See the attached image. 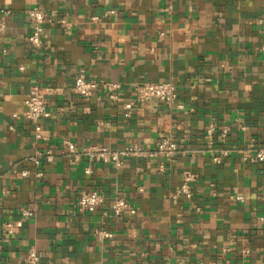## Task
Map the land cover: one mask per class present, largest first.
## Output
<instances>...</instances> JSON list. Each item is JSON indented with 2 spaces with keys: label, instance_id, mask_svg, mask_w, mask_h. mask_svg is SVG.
Listing matches in <instances>:
<instances>
[{
  "label": "crops",
  "instance_id": "0c3cea01",
  "mask_svg": "<svg viewBox=\"0 0 264 264\" xmlns=\"http://www.w3.org/2000/svg\"><path fill=\"white\" fill-rule=\"evenodd\" d=\"M34 6L46 15L38 48L28 42ZM1 21L0 193L9 194L0 203V264H30L31 248L41 264H264V163L239 152L264 138V0H0ZM82 70L118 83L120 99L103 89L78 95ZM165 81L178 88L174 104L137 101L138 85ZM34 86L51 113L39 133L23 118ZM211 122L229 130L213 146ZM164 137L179 144L174 159L94 162L91 174L64 144L154 149ZM224 145L234 152L215 164L211 149ZM188 172L197 176L194 196L175 200ZM93 189L104 203L80 211L81 194ZM118 197L136 213L116 215Z\"/></svg>",
  "mask_w": 264,
  "mask_h": 264
},
{
  "label": "built area",
  "instance_id": "2783aa9c",
  "mask_svg": "<svg viewBox=\"0 0 264 264\" xmlns=\"http://www.w3.org/2000/svg\"><path fill=\"white\" fill-rule=\"evenodd\" d=\"M29 16L34 20V27L28 37V42L33 48H38L42 44V36L45 30L46 15L42 9L38 6H34L29 10ZM94 21L100 19L99 16H94L92 18ZM62 24H67L66 20L61 21ZM4 21L0 22V33L5 31ZM20 70H24V67H20ZM103 89L109 98L113 101L120 99L121 88L118 83L106 82L101 83L94 79H88L86 77L85 71H80L75 78V92L83 97H90L93 93L98 90ZM137 101L139 103H146L153 100H158L168 105H172L176 102L178 98V88L172 82L165 81L159 83H143L136 87ZM133 102H129L125 105L127 109L126 116L131 115L133 109ZM51 113L48 109V100L44 89L39 86H34L31 88L26 100H25V112L23 118L30 121L35 125L36 132L42 131V123L44 120L50 117ZM14 118H20L18 114H13ZM229 130L227 128L218 131V128L214 122H211L207 129V135L210 138V145H215L216 141L220 137L224 140L227 139ZM216 138V139H215ZM68 155L73 162H80L83 158L88 161V166L85 168L86 174H91L92 164L94 162H101L105 164H114L116 167H121L123 160L129 157H139L143 159H154L157 157H164L167 160H172L177 157L180 153L179 144L172 137H164L160 139L154 149H145L140 145H131L121 150H115L109 147H98L92 146L84 148L82 150L78 149L75 143L71 141L64 142ZM213 152L212 161L215 164H222L229 157L232 156L234 150L226 145L220 146L218 148H212ZM242 155L244 162L250 161L252 159L264 163V138L259 140L257 138H252L249 145L239 151ZM48 162L54 161V154L48 153L45 156ZM36 164H40L39 159H34ZM161 170H165L164 166H161ZM30 175L29 170H24L22 176L28 177ZM45 176L43 171L37 172L36 177L42 178ZM197 182V176L194 173L188 172L184 176L183 183L179 186L174 194L173 198L175 200L180 197H185L187 199H192L194 196V186ZM9 194L8 189H3L0 193V203L4 197ZM264 196V195H263ZM239 200H244V197H237ZM104 196L98 190H90L81 194L78 202L77 208L80 211L95 213L98 208L104 203ZM113 212L121 216L126 213L135 214L136 209L123 197H118L112 204ZM24 218H31L33 212L31 209H24L22 211ZM3 230L6 235H13L15 233V223L13 221H5L2 225ZM100 237L111 238L112 233L106 231L98 232ZM248 251V250H247ZM28 263L30 264H41V257L35 248H31L28 254ZM177 264H184L179 262Z\"/></svg>",
  "mask_w": 264,
  "mask_h": 264
}]
</instances>
